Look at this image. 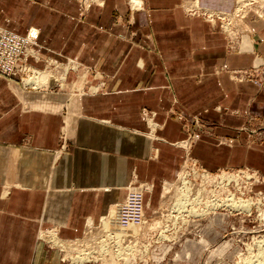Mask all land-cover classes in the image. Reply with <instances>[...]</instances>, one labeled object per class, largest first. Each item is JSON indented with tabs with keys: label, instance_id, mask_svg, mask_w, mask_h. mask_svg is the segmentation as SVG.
<instances>
[{
	"label": "crops",
	"instance_id": "obj_1",
	"mask_svg": "<svg viewBox=\"0 0 264 264\" xmlns=\"http://www.w3.org/2000/svg\"><path fill=\"white\" fill-rule=\"evenodd\" d=\"M90 3L84 14L76 6L62 14L46 13L45 0H0V25L22 33L37 26L42 55L74 56L69 79L85 75L69 114L19 98L0 75V264H98L63 260L40 234L82 235L88 218L98 221L125 198L134 177L153 189L175 178L185 150L169 140L185 130L171 110L213 117L215 142L195 144L203 165L264 166V136L253 145L222 140L239 133L247 111L264 115V84L230 72L264 60V15L239 18L233 41L221 15L189 11L193 0ZM201 3L231 10L235 0ZM145 108L159 126L151 128Z\"/></svg>",
	"mask_w": 264,
	"mask_h": 264
},
{
	"label": "rangeland",
	"instance_id": "obj_2",
	"mask_svg": "<svg viewBox=\"0 0 264 264\" xmlns=\"http://www.w3.org/2000/svg\"><path fill=\"white\" fill-rule=\"evenodd\" d=\"M194 1V5L199 6L197 0ZM90 2L101 4L103 0H57V3L45 0L46 13L52 11L53 8H59L62 14H71L76 6L84 14L87 12ZM255 2L257 4L255 5L254 3V6H258L259 8H257L260 11H264V0H255ZM191 6L193 5L190 4L189 7ZM200 6L210 9V11H219L221 14L223 12L224 14L231 13L214 6H203L202 4ZM4 8V5H0V15L5 16ZM250 12L258 17H263L254 7ZM238 26L241 29V24ZM31 28L32 26L28 30ZM37 31H39V28ZM37 31H33V33ZM230 37L233 41L237 40V36L233 37L230 35ZM256 39L258 38L254 35V42ZM45 56H53L66 64V66L63 63L60 64L59 74L62 73L63 69L69 68V72L66 75L67 78L64 79L65 84L55 88V91H58L57 95L59 97L62 95V99L53 97L52 100H47L48 97H41L40 100L37 96L32 97L29 95L27 97L15 84H13V91L19 98L31 102L30 104L35 103V100H39L41 102L40 106L64 111L69 114L71 113L70 109L73 107L71 102L77 96V93H83L84 91L85 75H82L79 71L76 76V79L78 78L77 81L71 82V79H69L72 76L70 74H74L75 70L78 69L74 70V68L79 66L74 56H68L67 54H61V56L46 54ZM258 58H260V55ZM230 72L233 76L240 79H250L255 84H258L259 87L264 84V60L248 67L232 68ZM37 93L31 95H38ZM254 106L256 107L255 103ZM215 107L220 109L221 105L211 104L210 106L212 109ZM206 110H204L203 115L192 114L183 109L171 110L170 112L171 116L178 119L185 130L182 138L169 140L172 144L181 146L185 150V160L175 178L162 180L160 186L156 189L152 188V181L138 177H134L126 185L127 194L121 200V203L127 199L129 190H138L141 193H138V196L142 212H140L139 216L143 217L147 222L140 224L141 236H139L134 247L132 246V249H130L133 252L128 254V258L125 261H121L118 264H264V166L245 164L219 165L212 168L203 165L196 157V141L208 138L209 141L215 142L213 137L216 134L214 132L215 129H213L214 119ZM144 115L148 123H151V128L160 125L158 121L154 120L155 112L152 109L145 108ZM66 128L64 131L68 133ZM238 128L246 130L247 133H241L238 130L239 133L234 136L225 137L222 134L224 136L222 140L231 142L233 141L232 137H236L237 140H245L248 144L259 143L264 136V115L247 111L243 122L238 124ZM65 132L63 134L64 139L66 138L65 136H68ZM154 135L152 136L154 137ZM156 135L158 136L159 134ZM210 145L212 144L210 143ZM225 172L235 174L236 177L231 179L222 178L221 175ZM199 188H203V194L206 196L200 195L196 197L193 194ZM228 188L232 191L230 193H233L231 197L234 199L239 197L248 199L250 207L244 209L224 203L221 199V201L218 200L219 197L227 196ZM184 191L189 192V200L183 208L175 206V199ZM146 192L149 193L146 195ZM172 206L174 207L173 210H171ZM114 207L118 212V216L125 217L121 215V205ZM175 208L181 210L178 211ZM153 217L160 219L161 222L159 225L150 227L149 224L153 221L151 219ZM97 226H94V229ZM87 228L88 226H86ZM56 234H58V231H56ZM40 235L50 243L56 244L62 259L64 258L63 260L76 261L78 263L111 264V262L101 258L87 260L73 258L71 260L69 255L64 253L62 246L53 241L55 234L52 229L47 230L46 228V231ZM61 237L67 239L65 236ZM128 241L125 239L124 244ZM121 260L124 259L121 258Z\"/></svg>",
	"mask_w": 264,
	"mask_h": 264
},
{
	"label": "bare ground",
	"instance_id": "obj_3",
	"mask_svg": "<svg viewBox=\"0 0 264 264\" xmlns=\"http://www.w3.org/2000/svg\"><path fill=\"white\" fill-rule=\"evenodd\" d=\"M133 3L136 4L137 0H133ZM194 3L195 1L193 0V3L191 5H194ZM254 3L255 5L257 4L255 0H235L234 7L231 10H227L231 12L229 14H224V12L221 14L219 13V11L214 12V11H210V9L208 10L207 8L201 7L200 6V4H202L201 0H197V4H199V6H196V5L194 6L201 8L204 13H208L210 17L212 18L215 14L221 15L223 17L224 28L229 32L231 36L235 37L239 33V29L235 25L236 21L239 18H242L247 12L252 10L253 7L257 9V12L261 16L264 15V11H260V9H258L259 8L258 6H257L258 8L254 6ZM0 28L10 29V28H5L3 26H0ZM10 30H13V29H10ZM31 30L37 31L38 28L35 26H32V28L26 32H30L32 34L39 32L37 31L33 33V31ZM64 65L66 66V64ZM53 76L56 77V74L51 69L46 68V70H43V69L40 70L36 80H33V78H30V77L28 78V80H31L32 82L36 83V85H44V84H48V82H50L51 84L53 82V79H50V78ZM59 76L61 79V84H65L64 83V79H65L64 71H62V73ZM66 123H67V128H68V124L70 123L69 119H66ZM221 177L225 179H231L233 177H236V175L225 172L224 174L221 175ZM228 191L229 192L227 196H224L223 198L219 197L218 200L221 199L223 200L224 203H227L229 205H236V207H242L244 209H248L250 207V202L248 199H244L242 197L234 199L233 197H231L233 193H230V192L232 191L230 189ZM193 194H195L196 197L200 195L206 196L205 194H203V188H199L198 190L193 192ZM188 195H189V192L187 191H184L181 195H179V197L175 199V202H174L175 206L183 208V206L189 200ZM120 204L121 202H116L112 204L109 210L100 217V219L98 220L99 222L97 221L95 222L92 218H88V222H87L88 228L84 231L82 235H78L75 237H65V238H70V239H63L64 237H61L58 234H56L54 237L55 239L53 238L51 239H53L55 243H58L62 246V248L64 249V253L66 255H69L71 260L73 258L74 259L78 258L79 260L101 258L102 260L111 262V264H114V263L118 264L121 261H125L128 258V254L130 252H133L130 249H132V246L134 247V245L137 243V240L139 239V236H141L140 235V224L142 222L143 224L146 223L147 220L143 219V217H140L138 215H134L131 217L118 216L117 215L118 212L114 206H120ZM173 208L174 207L172 206L171 210H173ZM175 209L178 211L181 210L178 208H175ZM197 212L199 213V211ZM151 219L153 221H151V223L149 224L150 227H152L153 225H159L161 222L160 219H156L155 217ZM96 225L98 226L96 227V229H94L95 228L94 226ZM125 239L129 240L126 244H124ZM121 258H123L124 260H121Z\"/></svg>",
	"mask_w": 264,
	"mask_h": 264
},
{
	"label": "built area",
	"instance_id": "obj_4",
	"mask_svg": "<svg viewBox=\"0 0 264 264\" xmlns=\"http://www.w3.org/2000/svg\"><path fill=\"white\" fill-rule=\"evenodd\" d=\"M193 6L189 7L191 12L201 11L203 15L210 17V15L208 13H204L201 8ZM37 37L38 33H22L15 30L0 28V74L8 78L9 81L12 82V85L15 84L19 87L27 97L29 95L32 97L37 96L40 100L41 97H48L47 100H52L53 97L62 99V95L59 97L57 95L58 91H55V88L56 86L64 85L61 84L59 76V71L61 69L60 64L63 63V61H60L53 56L42 55V45L37 41ZM28 55H33L35 60L43 58L44 64L40 66L29 61L27 58ZM46 68L51 69L56 74V77L53 76L50 78L53 79L51 84L48 82V84L36 85V83L28 80L29 77L36 80L40 70H46ZM63 71L66 79L69 68L67 67L66 69H63ZM35 93L38 95H31ZM138 193L140 192L138 190L134 191V189L128 191L127 199L120 204L121 215L125 217H131L134 215L139 216L141 206Z\"/></svg>",
	"mask_w": 264,
	"mask_h": 264
}]
</instances>
